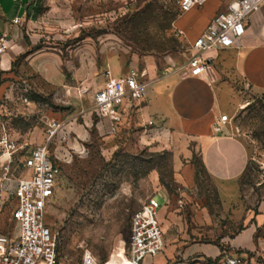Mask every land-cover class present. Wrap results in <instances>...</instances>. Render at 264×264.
Wrapping results in <instances>:
<instances>
[{
	"label": "rangeland",
	"instance_id": "obj_1",
	"mask_svg": "<svg viewBox=\"0 0 264 264\" xmlns=\"http://www.w3.org/2000/svg\"><path fill=\"white\" fill-rule=\"evenodd\" d=\"M43 1L45 37L34 48L55 59L65 83L59 88L42 80L32 83L27 56L15 61L11 80L0 73V101L11 133L33 146L43 143L49 121L63 120L75 112L81 98L91 116L92 123L84 128L86 135L74 133L59 150L61 174L46 210L45 223L57 237L60 261L80 264L86 251L106 263L116 250L126 258L132 215L155 196L161 206L165 251L157 258L147 257L144 264H193L200 255L187 249L198 244L237 254L225 243L241 232L243 210H254L264 197L255 165L244 177L242 203L224 211L195 142H190L191 158L181 157L182 165L189 162L195 170L194 187H187L176 169L177 149L172 140H164L160 132L154 142H146L144 136L149 134L144 132V123H132L127 114L121 132L103 133L94 112L92 96L104 83L107 70L122 73L123 68L126 72L138 68L147 71L151 82L174 74L182 84H191L183 71L190 57L191 38L175 28L176 19L184 14L178 0ZM53 6L60 10L51 12ZM247 110L236 114L235 120L264 148V99L255 98ZM76 122L83 125L81 118ZM11 207L9 204L0 218V232L15 239ZM261 238L264 240V234L260 232L255 243ZM252 256L264 262V251L257 249Z\"/></svg>",
	"mask_w": 264,
	"mask_h": 264
},
{
	"label": "crops",
	"instance_id": "obj_2",
	"mask_svg": "<svg viewBox=\"0 0 264 264\" xmlns=\"http://www.w3.org/2000/svg\"><path fill=\"white\" fill-rule=\"evenodd\" d=\"M231 1L233 0H211L201 10L193 9L184 13L175 21L176 30L184 37L190 36L189 43L192 47L212 18L224 11ZM43 2L0 0V41L4 40L7 47L0 54V73L6 76V80H11L10 74L14 71L15 61L28 56V71L34 78L32 83L42 80L59 88L65 81L55 59L44 56L45 50L38 51L34 48L45 37L43 29L46 19L41 12ZM58 10L57 6H53L51 12ZM190 15H196V19H190ZM15 19H19L18 24H15ZM206 57L212 67L210 77L193 78L189 85L182 84L174 74L150 81L141 116H132L130 121L135 123L139 120L144 124L151 118L156 121L161 130L148 128L150 134L144 138L146 142H154L162 132L160 134L164 135V140H172V145L177 149L176 169L182 173L183 184L187 187H194L195 170L189 162L182 165L181 157L186 160L191 158L193 152L189 148L190 142H195L202 166L216 188L222 209L230 211L244 199L245 185H242L241 178L250 161L262 157L259 161L264 162V148L258 146L254 136L244 132L246 126L242 127L235 120L236 114L241 110L242 113L248 112L247 108L255 98L264 99V7L250 16L247 33L237 47L212 51ZM22 67L25 68V65ZM111 71L114 77L127 73L124 68L122 73ZM213 79L215 82L211 83ZM2 96L3 92L0 90V99ZM76 106L75 112L65 115L62 120L70 122V139L74 133L86 135L84 128L92 123L82 98ZM222 115L228 116V122L220 124L222 132L216 133L215 126ZM154 117L160 119L156 120ZM77 118L83 120V125L78 126ZM4 120L6 115L0 101V125ZM99 121L98 128L103 133H108L110 121L100 118ZM119 130H123L122 125ZM166 196L168 206L169 198ZM243 211L241 232L225 244L232 253L242 251L253 255L257 249L264 251L262 238L255 243V237L260 232L264 234V197L255 205L254 210L247 207ZM187 252L200 255L193 260V264H212L213 260L227 251L215 245L198 244L187 249Z\"/></svg>",
	"mask_w": 264,
	"mask_h": 264
},
{
	"label": "built area",
	"instance_id": "obj_3",
	"mask_svg": "<svg viewBox=\"0 0 264 264\" xmlns=\"http://www.w3.org/2000/svg\"><path fill=\"white\" fill-rule=\"evenodd\" d=\"M210 1L178 0V5L182 13H188ZM262 7L264 0H233L224 11L217 13L190 49V57L183 68L188 77H210L212 67L206 54L237 47L247 33L250 16ZM14 22L18 24L19 19ZM6 48L4 40H1L0 54ZM149 84L146 70L132 68L121 77H114L109 70L105 72L104 86L95 91L92 99L96 115L110 121L108 133L118 132L126 114L137 118L141 116ZM226 122L227 115L218 118L216 133L222 132L220 124ZM143 127L148 134L145 127L161 130L152 118ZM44 136L42 144L33 146L29 141L16 138L7 120L0 125V216L11 204L10 219L17 229L15 239L0 232V264H63L57 251V237L45 223V216L57 191L61 174L59 162L62 160L59 150L70 140V122L49 121ZM254 160L259 165V179L264 185V162ZM160 209L155 196L132 215L130 249L126 257L129 264H144L147 257L157 258L164 253ZM213 261L212 264H261L249 253L225 252ZM80 264L107 263L86 251Z\"/></svg>",
	"mask_w": 264,
	"mask_h": 264
},
{
	"label": "bare ground",
	"instance_id": "obj_4",
	"mask_svg": "<svg viewBox=\"0 0 264 264\" xmlns=\"http://www.w3.org/2000/svg\"><path fill=\"white\" fill-rule=\"evenodd\" d=\"M107 264H129L126 258L122 257L116 250Z\"/></svg>",
	"mask_w": 264,
	"mask_h": 264
},
{
	"label": "trees",
	"instance_id": "obj_5",
	"mask_svg": "<svg viewBox=\"0 0 264 264\" xmlns=\"http://www.w3.org/2000/svg\"><path fill=\"white\" fill-rule=\"evenodd\" d=\"M6 120H7V117H6ZM119 132H120V130H119ZM252 165L256 166L257 173L259 175V165L254 159H252L250 161V163L248 164V166H247V168H246V170H245V172H244V174H243V176L241 178L242 185H246V183H244V177L248 174V171L250 170V168H252ZM237 253H242V251L241 252H237ZM211 263H214V261H212ZM261 264H264V262H261Z\"/></svg>",
	"mask_w": 264,
	"mask_h": 264
}]
</instances>
